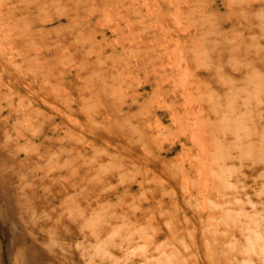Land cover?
<instances>
[{"label":"rangeland","instance_id":"rangeland-1","mask_svg":"<svg viewBox=\"0 0 264 264\" xmlns=\"http://www.w3.org/2000/svg\"><path fill=\"white\" fill-rule=\"evenodd\" d=\"M0 264H264V0H0Z\"/></svg>","mask_w":264,"mask_h":264},{"label":"bare ground","instance_id":"bare-ground-1","mask_svg":"<svg viewBox=\"0 0 264 264\" xmlns=\"http://www.w3.org/2000/svg\"><path fill=\"white\" fill-rule=\"evenodd\" d=\"M152 78V77H151ZM154 80V79H153ZM114 137V136H113ZM183 141V140H182ZM90 145V144H89ZM183 146V145H182ZM120 148V147H119ZM165 151V150H164ZM139 159V158H138ZM130 160V159H129ZM139 161V160H138ZM133 162H135V161H133ZM140 162V161H139ZM138 162V163H139ZM132 163V162H131ZM142 164V163H141ZM136 166V165H135ZM141 166V165H140ZM182 166H183V164H182ZM192 166V165H191ZM183 168V167H182ZM143 169V168H142ZM186 173V172H185Z\"/></svg>","mask_w":264,"mask_h":264}]
</instances>
